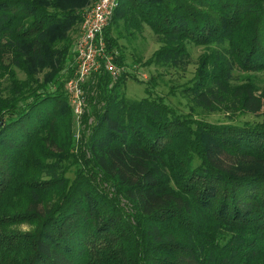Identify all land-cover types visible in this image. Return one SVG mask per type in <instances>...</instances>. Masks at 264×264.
<instances>
[{
	"label": "trees",
	"instance_id": "16d2710c",
	"mask_svg": "<svg viewBox=\"0 0 264 264\" xmlns=\"http://www.w3.org/2000/svg\"><path fill=\"white\" fill-rule=\"evenodd\" d=\"M95 1L0 0V264H264V78L241 76L264 71V0H118L104 35L123 72L85 84L78 143L66 82ZM145 26L161 43L145 65L185 68L204 47L191 112L155 78L127 96L143 62L119 40Z\"/></svg>",
	"mask_w": 264,
	"mask_h": 264
},
{
	"label": "rangeland",
	"instance_id": "374dc122",
	"mask_svg": "<svg viewBox=\"0 0 264 264\" xmlns=\"http://www.w3.org/2000/svg\"><path fill=\"white\" fill-rule=\"evenodd\" d=\"M96 2V1H95ZM95 2L88 4L86 7H90ZM78 34L74 33L73 37L76 39ZM75 41V40H74ZM120 44H123L124 51L127 57L130 60L141 59V63L143 65H138L136 70H132L139 79H136L132 76H128L124 80L125 92L128 97L133 99H141L149 96L148 93V83L152 78H155L156 84H152L154 87V91L157 94L165 97L166 101L170 104H173L180 108L184 112L192 111V101L191 99L184 95L181 90L186 85L192 83L193 79L196 76L197 68L199 66V56L205 52L204 47L195 46L191 47V61L185 68H157L155 65H145L144 63L148 61V59L152 56V54L160 47L161 43L158 42L156 35L153 33L150 27L145 26L144 30L141 33H137L134 35V38L131 41H128L126 38H121L119 40ZM75 44V43H74ZM75 48V46H74ZM128 71H131L129 69ZM21 78H24V74L20 71L18 72ZM242 77H254L259 78V82L262 78H264V71L258 74L250 73L243 74ZM92 79V78H91ZM90 79V80H91ZM246 79V78H245ZM245 79L240 80V82H244ZM68 93V92H67ZM69 95V94H68ZM87 102V98H86ZM88 111L86 107L85 112ZM197 116L204 118L208 121L212 122H244V121H260L263 119V116H256L252 113H247L244 111L237 112L236 114L226 113L223 110L217 111H202L201 109H197L193 111ZM74 113V112H73ZM94 119L92 117L89 118L88 123H83L82 120L78 119L73 114V124L72 131L74 140L78 143L82 140L83 136L89 134L90 125L92 126ZM32 227V224L28 222L21 223H12L6 229L7 230H16L18 232L28 231Z\"/></svg>",
	"mask_w": 264,
	"mask_h": 264
},
{
	"label": "built area",
	"instance_id": "2783aa9c",
	"mask_svg": "<svg viewBox=\"0 0 264 264\" xmlns=\"http://www.w3.org/2000/svg\"><path fill=\"white\" fill-rule=\"evenodd\" d=\"M117 5L118 0H97L88 7L75 39L76 68L67 79L66 90L75 116L80 120L86 110L84 86L87 81L101 72H107L117 80L123 72V67L114 61L104 35Z\"/></svg>",
	"mask_w": 264,
	"mask_h": 264
}]
</instances>
